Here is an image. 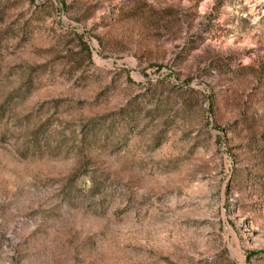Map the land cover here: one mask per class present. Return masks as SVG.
Masks as SVG:
<instances>
[{
	"label": "rangeland",
	"instance_id": "1",
	"mask_svg": "<svg viewBox=\"0 0 264 264\" xmlns=\"http://www.w3.org/2000/svg\"><path fill=\"white\" fill-rule=\"evenodd\" d=\"M0 264H264V0H0Z\"/></svg>",
	"mask_w": 264,
	"mask_h": 264
}]
</instances>
